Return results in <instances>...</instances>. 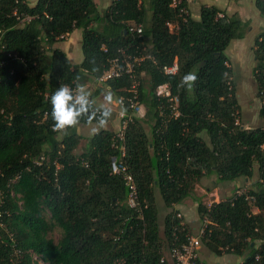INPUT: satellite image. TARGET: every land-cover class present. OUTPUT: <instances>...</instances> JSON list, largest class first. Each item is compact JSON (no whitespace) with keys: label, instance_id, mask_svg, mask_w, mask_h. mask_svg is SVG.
<instances>
[{"label":"trees","instance_id":"obj_1","mask_svg":"<svg viewBox=\"0 0 264 264\" xmlns=\"http://www.w3.org/2000/svg\"><path fill=\"white\" fill-rule=\"evenodd\" d=\"M172 4L118 0L102 15L94 0H37L35 6L26 0H0V63L5 61L0 65V264H161L169 248L193 235L188 226H179L175 207L193 198L196 185L212 174L223 182L250 180L255 166L259 180L254 189L211 207L198 201V216L215 225L202 240L207 254L264 264V125L245 128L240 123L227 55L233 40L244 39L248 24L214 6L203 7L197 21L190 13L181 14L182 8L188 10L187 0ZM255 5L264 17V0H255ZM28 15L34 19L21 24L18 18ZM103 20L118 31L110 35L94 28ZM132 23L143 26L141 37L129 33ZM167 23L179 30L171 33ZM76 29L83 30L80 67L53 48ZM121 48L151 56L138 67L139 100L147 113L125 132V161L138 186L142 218L126 204L122 177L111 172V159L118 155L113 131L97 132L77 156L83 139L77 130L69 129L67 135L52 130L51 93L60 84L75 87L77 77L80 83L97 80ZM255 58L264 122V31L255 40ZM176 59L178 73L165 75L162 68ZM94 66L98 72L92 71ZM143 73L149 76L147 88ZM188 73L196 81L192 87H179ZM163 84L179 98L178 118L156 96ZM106 85L119 98L131 96L128 77ZM80 124L90 125L84 120ZM43 154L48 160L35 165ZM157 193L169 210L162 232ZM248 196L255 198L254 204ZM56 229L62 233L58 243L50 238Z\"/></svg>","mask_w":264,"mask_h":264},{"label":"built area","instance_id":"obj_2","mask_svg":"<svg viewBox=\"0 0 264 264\" xmlns=\"http://www.w3.org/2000/svg\"><path fill=\"white\" fill-rule=\"evenodd\" d=\"M118 1V0H114ZM182 0H173V7H177L180 5ZM181 14H184V16L189 15V11L187 9L182 8ZM16 15V13H15ZM221 17H223L222 14H220ZM34 17L32 16H23L22 19L20 17L18 20H20L21 24H25L26 22H30L33 20ZM167 26L169 28V31L172 33L175 30H179V27L177 24L174 23H167ZM128 31L131 35L139 36L141 37L143 35V26L132 23ZM4 35V31L0 29V50L2 49V37ZM68 35H63L61 37L62 40L66 39ZM120 55L113 58L110 61L109 68L106 69L103 74L97 78V82L101 84H106L108 81L122 78V77H128L132 80V86L130 89L126 90L128 91L131 96L128 97H120L119 103L121 107V113H120V120L121 125L118 132L115 133V136L112 141L113 147L118 151V155L115 157H112L111 159V172L113 175L121 176L125 186L128 190V196L126 200L127 206L136 212H138L139 217H143V208L140 207V194L138 190V186L136 183V180L132 173L129 170V166L125 161V158L127 156L126 146H125V132L130 124L134 122V119L137 117H144L140 116L142 113V108H144V105L140 102V93H139V86L140 81L138 78V67L141 66L143 62H145L147 59H151L150 55H144V54H129L126 49L121 48L119 50ZM9 57H12L11 54L8 55ZM5 61H1L0 65H4ZM179 71V63L176 59L172 65L165 66L162 68V72L167 76H174ZM156 96L159 99L165 100L168 102V110L170 112V116L173 118H178L180 116V112L178 110L179 106V98L174 96L171 90V87L169 84H163L160 85L156 89ZM123 113V114H122ZM163 114V111L161 112ZM48 160V156L45 154L40 155L38 158L34 160L35 165H43ZM56 166V171L58 173V170L60 169V165L57 161L54 162ZM87 166V165H86ZM55 174L56 177L58 174ZM247 191L245 189H237L235 191L234 197H240L242 195H245ZM1 197V194H0ZM250 204H254L255 198L253 196L247 197ZM1 202V198H0ZM147 206L144 207L146 209ZM1 216V215H0ZM176 217L179 220V226L182 228V230H185L187 227V223L185 221L184 215L181 212L176 213ZM215 226L212 221H210L209 218H205L201 220V227L198 229L197 233L194 235H186V240L180 244L175 245L169 248L168 251L165 252V254L161 258V264H206L202 262L201 258V251L203 249V237L208 235L210 233V227ZM115 241L119 240V237L114 238ZM175 241H179L178 235L175 237ZM259 258V257H257ZM41 263V261H40ZM121 262H116L115 264H119Z\"/></svg>","mask_w":264,"mask_h":264},{"label":"crops","instance_id":"obj_3","mask_svg":"<svg viewBox=\"0 0 264 264\" xmlns=\"http://www.w3.org/2000/svg\"><path fill=\"white\" fill-rule=\"evenodd\" d=\"M26 1L30 6H35L37 3V0H31L30 2L28 0ZM113 1L114 0H94V2L97 5L98 11L102 15L106 13L107 9L112 5ZM187 5H188V11L194 20L197 21L200 20L201 10L203 7L214 6L224 11L229 16L236 14L241 18L243 22L247 23L248 24L247 27H251L252 30L258 29L260 32L264 31V17L260 14L259 10L257 9L255 5V0H187ZM146 7L148 8L147 20L150 21L152 17V11L149 9L148 3L146 4ZM94 28L102 32H108L110 35L115 34L118 31L115 25L107 22L106 20H103L98 24H95ZM247 35L249 34L245 33L244 39H236V40L243 41L246 39ZM82 39H83V30L76 29L72 34H69L66 37V39L54 44L53 48L62 50L67 55V57L74 66L80 67L84 60V55L82 51ZM229 48L230 46L227 49L228 54H229ZM145 75L146 74L143 73V76ZM82 84L85 85L87 90L88 88L92 87L94 92L92 91L90 92L94 97L93 99L97 102L98 105H99L98 100H100L101 98L103 99L104 92L106 90H109L106 84H101L97 82L95 78H89L86 82ZM115 99L117 102L111 106L112 116H114L115 113L118 118L115 122L121 123L120 113L122 109L120 107L119 98L115 96ZM108 123H111L110 119ZM106 130H111V129H106ZM77 132L83 137L81 131L78 130ZM242 180L247 184V186L252 185L250 182L251 179L247 180L241 178L238 179L237 181L231 182L232 186L230 187L227 186V184L220 183V180H218L217 176L212 174L208 177L203 178L202 181L196 185L194 189L193 198H188L183 203L175 207L179 212H181L184 215L187 226L190 228L191 232L194 235L201 227V219L198 216V201H200L204 206L211 207L213 204L219 203L222 200L231 199L235 191L237 189L242 188V183H241ZM210 181L211 183H208ZM226 190L230 191L229 194L231 196L229 198L224 199V197H220V193L221 191H226ZM163 205L162 208H165V210H164L162 224L164 223V219L166 215L169 213V210ZM159 221L161 226L162 224L160 217H159ZM161 230H163V226H161ZM203 254L207 257L208 261H205V259L202 257ZM201 258L207 264H227V262L239 263L241 260V258L236 257L234 255H223L221 257H217L213 254H209V253L207 254L204 249H202L201 251Z\"/></svg>","mask_w":264,"mask_h":264},{"label":"rangeland","instance_id":"obj_4","mask_svg":"<svg viewBox=\"0 0 264 264\" xmlns=\"http://www.w3.org/2000/svg\"><path fill=\"white\" fill-rule=\"evenodd\" d=\"M28 1L30 2L31 0ZM245 31L246 34L249 35H247L246 39L243 41L241 40L233 41L229 48V54L227 51V55L230 58V66L233 73L232 79L236 85L239 105L241 107L240 123L245 128H256L264 125V122L259 117V111L262 106V98L258 96L255 78H254V69L256 66L255 40L261 32L258 29L252 30L251 27H247ZM142 81L144 82L143 84L147 88L149 86V76L145 75ZM88 90L94 92L92 87L88 88ZM116 97L119 98L118 96ZM92 98L94 97L92 96ZM98 101L99 104L103 103L102 98ZM146 113H147V109L144 106V108H142V113L140 116H145ZM117 119H118L117 115L114 113V116L110 118L111 123H108L105 127L99 129L98 131L103 129H111V131H113L114 133L118 132L121 123L115 122ZM82 129L86 131H83ZM75 130L81 131L83 135V140L81 141L79 147L75 150V154L77 156H80L86 151L90 138L97 131L95 132L93 131V125H83V124H79L77 127H75ZM146 130L148 133L150 132L149 126H146ZM205 139L206 141H209L206 135H205ZM258 180H259L258 167L255 166V175L250 180L252 185L247 186V184L242 180L241 182L242 189H245L247 192L250 189H254ZM208 183H211V181ZM220 183L227 184V186L230 187L232 186L231 182L220 181ZM229 192L230 191L228 190L221 191L220 197H224V199L229 198L231 196ZM234 195L235 193L233 194L232 198L234 197ZM157 204L159 207L161 224H162L165 208H162L164 202L159 193H157ZM253 212L259 213V210L254 207ZM161 226H163V224ZM61 236L62 233L58 229H56L50 234V238H52L55 241V243L59 242ZM202 257L205 259V261H208L207 257L204 254L202 255ZM242 262L243 259L241 258L238 264H241ZM235 263L236 262H231V263L227 262V264H235Z\"/></svg>","mask_w":264,"mask_h":264},{"label":"clouds","instance_id":"obj_5","mask_svg":"<svg viewBox=\"0 0 264 264\" xmlns=\"http://www.w3.org/2000/svg\"><path fill=\"white\" fill-rule=\"evenodd\" d=\"M90 63L94 64V61H90ZM92 71L98 72L99 69L94 66ZM196 79L197 76L194 73H188L182 77L178 86L192 87ZM103 100L104 103L98 105L92 98L91 92L79 82V77H77L75 87L69 84H60L51 93L49 99L53 121L52 130L67 135L68 130L77 127L82 120L93 125L94 132L105 127L112 116L111 106L117 101L111 90L104 92Z\"/></svg>","mask_w":264,"mask_h":264}]
</instances>
